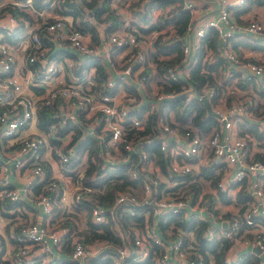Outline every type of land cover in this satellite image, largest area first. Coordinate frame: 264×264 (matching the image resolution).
Listing matches in <instances>:
<instances>
[{"label":"built area","instance_id":"2783aa9c","mask_svg":"<svg viewBox=\"0 0 264 264\" xmlns=\"http://www.w3.org/2000/svg\"><path fill=\"white\" fill-rule=\"evenodd\" d=\"M36 1L45 6L36 8L33 0H0V197L10 202L26 198L43 216V221H28L11 233L10 264H46L59 255L67 228L59 225L61 216L55 218L53 212L55 207L63 206L62 188L58 192L57 179L51 173L48 176L42 161L47 160L43 150L49 153V139L58 140L65 147L53 150L59 169L69 170L67 163L78 158L76 148L66 141L62 143L64 135L55 133L70 114L80 115L79 126L84 129L86 120L96 122L98 133L94 140L99 155H112L115 164L129 161L127 157L131 153L138 155V165L129 168L128 176L141 178L142 197L137 199L130 192L121 191L115 193L110 207H91V222H110L120 243L110 249L102 241L84 243L73 237L69 264H85L86 256L101 250L110 251L107 256L111 264H138L145 260L154 264H214L211 255L205 253L204 257L200 252L192 229H182L173 220L168 228L160 229L159 221L166 214H176L184 222H203L201 238L204 241L218 242V247L228 242L223 257L225 264H233L241 252L255 255L257 264L264 262V230L260 228L264 224V138L260 146L252 134L240 133L236 127L241 119L252 120L257 131L264 135V106L253 116L250 106L254 100L249 92H243L227 105L219 99L212 107L218 125L207 135L188 129L179 133L157 117L154 138L168 158L162 171L139 148L149 136L129 137L124 130L125 126L142 129L147 114L157 111L161 102L176 95H184L186 99L195 96L198 100L212 95V88L197 94L184 83L188 68L183 63L197 48L206 27L215 29L219 41L217 54L235 69L238 78L264 90V57L257 60L238 57L230 47V38L248 32L258 34L264 29L261 21L248 19L241 23L230 16L227 7L241 8L246 0H214L216 14L196 22L192 12L197 0H179L181 8L191 15L182 33L176 34L174 27L167 24L145 37L137 33V37L135 31L120 27L106 34L97 45H91L87 34L71 27L69 15L53 12L54 4L62 0ZM114 1H109L111 6ZM7 5L16 6L28 16L12 14L3 8ZM158 10L148 12V23L162 15ZM10 36L15 38L14 42H10ZM156 39L164 43L179 40L183 54L179 64L167 66L159 74L146 55L155 50ZM114 49L120 53L118 60L112 62L109 53ZM94 62L106 72L97 87L94 86L95 66L91 65ZM63 67L65 71L61 73ZM145 67L149 68L147 74L142 73ZM172 82L180 84L179 91L163 92V85ZM141 102L147 107L142 111ZM54 104L58 120L39 129L37 111ZM32 126L38 130L30 131ZM120 151L126 155L121 157ZM199 167L212 169L210 176L217 175V181L212 184L209 178L202 179L204 183L200 184L197 194L193 191L176 194L179 188L173 186L181 183L176 178L190 169L198 172ZM20 169L25 172L23 181L10 186L9 172ZM74 172L71 203L80 198L77 191L88 190L82 183L83 168L76 166ZM40 182V191L32 195L31 188ZM158 182L162 184L160 188ZM237 193L246 198L244 203H237ZM220 194L228 202L223 203ZM140 205L145 206L141 213L142 226L121 225V217L133 216L135 207ZM253 246L258 253L246 249ZM240 247L245 250L237 252ZM3 252L4 241L0 235V259Z\"/></svg>","mask_w":264,"mask_h":264},{"label":"trees","instance_id":"16d2710c","mask_svg":"<svg viewBox=\"0 0 264 264\" xmlns=\"http://www.w3.org/2000/svg\"><path fill=\"white\" fill-rule=\"evenodd\" d=\"M110 0H62L54 4L53 12L57 15H69L71 18V27L80 30L89 37V42L91 45H97L100 43V36L98 28L101 29L100 33H104V36L111 31L117 30L120 27L126 30L136 31L142 35L149 33L155 29H161L167 24H171L176 30V34L182 33L190 20V13L188 10L182 9L179 0H148L147 7L143 11H139V20H130L123 26V20L119 15H117L114 8L110 5ZM33 4L36 8L45 6V4H38L36 0H33ZM146 4V1H145ZM251 4H262L264 5V0H246L243 7L237 8L231 6L233 15L236 22H244L245 20H237V14L246 11ZM169 7L167 11L166 18L162 15L157 16L155 21L148 23L147 14L153 8L162 9ZM7 9L12 14L21 13L22 15L28 16L26 12L18 10L16 6L7 5L3 7ZM146 23L147 26L142 28L139 23ZM103 36V38H104ZM15 38L10 36V42H14ZM218 36L213 27H206L203 34L198 39V46L186 58V62L183 66L188 68L187 80L184 83L189 84L193 90L200 94L203 89L212 88L213 93L207 98L209 106L215 105L219 99H222L227 105L232 99L240 98L244 93H239L234 88L242 89L249 85L238 78V73L232 67L227 65V62L217 54ZM230 47L232 51L238 56L243 55L237 49L240 45L234 37L229 39ZM250 48H255L257 44H248ZM51 50V49H50ZM147 58L154 65L156 72L159 74L167 66H174L181 62L183 54L181 52L180 41L175 40L169 43H164L156 39L155 50L147 52ZM167 55V58H159L158 56ZM170 55V56H169ZM250 59V58H249ZM252 60V59H250ZM95 66L94 70V80L95 87H97L101 82H103L106 77V72L99 63H92ZM86 66V64H85ZM227 67L229 70H227ZM232 70V71H231ZM149 71L148 67L143 69V74H147ZM227 71H229L228 74ZM180 89V84L177 82H172L170 84H164L162 87L163 92H178ZM253 89L257 93H264V90H260L255 85ZM254 104L250 106L252 111L259 107V103L256 97L252 93ZM139 108L145 110L147 107L141 102ZM57 112L52 107H46L37 111L36 114V125L39 129H43L47 123L56 122L58 120ZM157 117H160L162 121L167 122L170 126L175 127L179 133L183 130L196 129L197 133L208 132L217 127V120L215 115L207 114L206 109L200 100L195 96L186 99L184 95H176L170 99H166L161 102L160 108L155 112H149L145 119V125L142 129H134L125 126V132L129 137H140L147 135L149 137L148 141L140 143L139 148L147 154V158L153 163L159 166L160 171L164 170L165 162L168 159L164 152L159 148L155 134V125ZM237 130L242 132H248L252 134L258 141L259 145L262 146V139L264 135L257 131V125L252 120L241 119L236 124ZM72 130L73 135L71 141L67 144L69 145L72 141L76 140L79 136V130L75 125L68 124L64 122L63 127L58 129L55 133L57 135H63L68 130ZM188 129V130H190ZM192 132V131H191ZM193 133V132H192ZM49 144L52 146V154L56 159L53 152L55 148H60L63 150L65 147L60 145L54 139H49ZM59 144V145H58ZM78 152L81 150L86 151V167L83 168V179L82 183L87 191H77L80 198L71 203L72 212L66 213H55L56 216H61L59 218V225L67 228L63 235L62 244L58 250L59 255L54 256L46 264H69V250L71 246V240L73 237H77L84 243H91L93 241H102L105 245H108L110 249H113L116 245L120 243L119 237L114 233L110 222L104 224H95L90 220V208L93 206H101L103 208L110 207L112 205L114 195L116 192L127 191L134 195L137 199L142 197V191L140 185L142 183L141 178L132 179L128 176L129 168L136 167L138 164V155L136 153H131L127 157L129 161L120 162L115 164V159L110 155L109 157H104L98 154V144L95 143L94 139L91 137H86L81 140L77 145ZM112 154V153H111ZM126 155L124 151H120V156ZM259 156L258 153L254 154ZM72 159V158H71ZM44 168L47 171L48 176L50 175L49 164L42 161ZM59 163V162H58ZM78 160H72L67 163L70 168L66 171V175L70 176L73 180L75 178V167ZM212 169L209 167H201L199 171L195 174L192 169L187 171L185 174L178 176L177 181L181 183L176 184L173 188H179L176 194H185L188 192H194L197 194L200 189V184L204 182L198 181V177L202 179L209 178L210 182L213 184L217 181L218 176H210ZM193 180V181H192ZM42 182L34 185L31 188V194H37L40 191ZM60 185V184H59ZM161 183H157V187H161ZM59 189V188H58ZM210 196V195H208ZM221 201L223 203L228 202L223 198V194H220ZM58 199V196H57ZM237 203L242 204L245 201V197L237 193L236 195ZM19 200L16 202H10L6 198L0 197V216L7 219L5 226V231L7 227L18 220V222L13 226L12 233L18 231L21 224L28 222L25 219L24 214H19L18 211L10 210L18 204ZM145 210V206H136L135 214L133 216L124 215L121 217L120 224L124 227L130 223H134L139 227L142 226V216ZM24 215V216H22ZM176 214H166L162 217L163 221H159V227L161 230L168 228V223L173 220V224L180 226L182 229H192L194 237L199 243V250L206 257V254L212 256L214 264H225L223 257L225 255V250L227 248L228 242H223L218 247V242L215 241H204L201 238V231L205 224L201 221H180L179 216ZM32 221V220H31ZM36 221V220H34ZM43 221V219H42ZM10 242L13 244L11 237ZM222 241V240H221ZM13 251V250H12ZM107 254L110 251H98L92 255H88L84 259L85 264H111ZM0 264H10V260L1 261ZM138 264H154L151 260H145ZM233 264H257V257L251 253H246L236 260Z\"/></svg>","mask_w":264,"mask_h":264},{"label":"crops","instance_id":"0c3cea01","mask_svg":"<svg viewBox=\"0 0 264 264\" xmlns=\"http://www.w3.org/2000/svg\"><path fill=\"white\" fill-rule=\"evenodd\" d=\"M228 1H232V0H228ZM196 4V7H195V10H193L192 12V19L195 18V22L200 19V18H207V17H210L214 14H216L217 12V4L214 0H211V1H208V2H203L201 0H197L195 2ZM112 7L114 8V10L116 11L115 13L117 15H119L121 17V19L123 20V26H125L126 23H128L130 20H134L137 16L136 14L135 17L134 16H130L127 12H123L122 11V7H120L119 3L114 1L112 3ZM231 6H228V12L230 14V16L234 19L235 18V14L234 13L233 15H231L232 11L231 9H229ZM237 20L240 19V21L242 20H248V19H254V20H258V21H261L263 22L264 24V5L262 4H251L249 5V8L240 13V14H237ZM145 23L142 24V22L139 23L140 27L144 28ZM103 26V25H102ZM98 32H99V36H100V40H103V36L101 37L100 35V29L98 28ZM139 35H141V33H139L138 31H136ZM148 33L144 34V37L147 35ZM234 40H236L240 45L237 47V49L241 52V54L246 57V58H250L252 60H257V59H260V58H263L264 57V29L262 32L258 33V34H249L248 33H245L244 35L240 36V37H237L235 38ZM248 44H257V46L255 48H250L249 46H247ZM119 53H120V50L119 49H114L113 51H111L109 53V59L114 62L115 60H118V57L119 56ZM89 64H87L88 66ZM92 65V64H91ZM65 71L64 67L61 71V73H63ZM91 71V69H90ZM238 91V90H237ZM240 92L239 93H243V92H249V93H252L258 103L260 104L259 107L254 111H252V115H256L260 112L261 108L264 106V93H257L254 89H253V85H248L246 86L245 88H242L239 90ZM54 108L56 110V112L58 113L57 111V105L54 104ZM65 122H67L68 124H71V125H75L76 127L81 125L80 123V115H76V114H70V117L67 118L65 120ZM84 128L82 127H77L78 130H79V136L76 140L72 141L69 145H72L74 146L76 149V154H77V159L78 160V163L76 164L77 166L79 164H83V165H86V149L85 150H81L78 152V149H77V145L78 143L83 140L84 138L86 137H91L92 139H94V137H97V133H98V126L96 124V122L94 120H91L89 122V120H86V126H84ZM30 131L32 132H36L38 129L34 126L30 127L29 128ZM64 136L62 137L61 141L62 143H64L65 141L67 143H69L72 139V135H73V132L72 130H68L65 134H63ZM57 142H59V144H61L60 141L56 140ZM95 141V140H94ZM96 143V141H95ZM58 144V145H59ZM48 145H49V153L47 152V150H43V155L44 157H47V160L46 162L49 164V167H50V173L55 176V178L57 179L58 181V184L59 185V189H58V192L60 191V189L62 188V198L60 199V202H61V205H63L62 207H55L54 208V212H53V216L55 218L57 217H60V216H56L55 213L57 212H64V207H67L66 210H70L71 212L73 211L72 210V207H71V198L73 196V193H74V180L66 175V171L68 170H64V169H59V164H58V161L53 157L52 155V146L49 144V141H48ZM85 157V162L83 161ZM53 162L56 163V168L53 169L52 166H53ZM23 174H25L24 170L23 169H20L19 172H9L8 174V178L10 180V183L12 185H17V184H21V182L23 181ZM30 202L26 199V198H22V199H19V202L18 204L13 207L12 209L10 210H14V211H18L19 214H24L22 216L25 217V219H27L28 221H42L43 219V216H41L37 210H35V208L29 204ZM69 207L71 209H69ZM18 222V220L14 223V225ZM6 223H7V219L3 218L0 216V235L2 236L3 238V241H4V252L1 256V261H5V260H10V253H9V250L11 249V246H12V243L10 242V235L12 233V228H13V224L9 225L7 227V231H5V226H6ZM261 229L264 230V224L261 225L260 227ZM245 248L244 247H240L238 250H236L237 252H240V251H244ZM230 252V251H228ZM247 253V252H246ZM245 252H241V256L245 255L246 254ZM263 260V258H261ZM259 264H264V262H261Z\"/></svg>","mask_w":264,"mask_h":264},{"label":"rangeland","instance_id":"374dc122","mask_svg":"<svg viewBox=\"0 0 264 264\" xmlns=\"http://www.w3.org/2000/svg\"><path fill=\"white\" fill-rule=\"evenodd\" d=\"M116 2H118L119 3V5H120V7H122V11L123 12H127L131 17L132 16H134L135 17V15L134 14H136V18L135 19H138L139 20V11L141 12V11H143L144 10V8L145 7H147V5H148V0H115ZM145 1H146V4H145ZM154 9V8H153ZM164 10H167V11H169V7H166V9L165 8H162V9H159L158 10V12H160L159 14H162V16H165L166 14H167V12L166 13H162ZM158 15V14H157ZM133 18V17H132ZM134 19V18H133ZM143 24V23H142ZM101 27V29H103V26L101 25L100 26ZM100 29V28H99ZM101 29H100V32H101ZM104 34V33H103ZM103 34L102 33H100V35H101V37L103 36ZM147 36V35H146ZM170 56V55H169ZM159 58H167L168 56H162V55H159L158 56ZM155 84H158V82H155ZM152 90H155L154 88L152 89ZM220 104H222V103H220ZM210 107V109L212 110V107L213 106H209ZM188 129H190V127L188 128ZM190 131H192V132H196L197 130L195 129H190ZM209 132V131H208ZM204 133H206V135H207V132H204ZM207 137V136H206ZM205 137V138H206ZM83 161L85 162V157H84V159H83ZM78 168L79 167H82V168H85L86 166L85 165H83L82 163L81 164H79L78 166H77ZM52 168L53 169H55L56 168V163L55 162H53V166H52ZM199 168H201V167H199ZM198 168V169H199ZM194 173L196 174L197 172H195L194 171ZM198 181H202L201 180V178H199L198 177ZM67 209V207H64V212H61V213H66V211L67 212H69L70 210H66ZM69 209H71L70 207H69Z\"/></svg>","mask_w":264,"mask_h":264},{"label":"water","instance_id":"95a60500","mask_svg":"<svg viewBox=\"0 0 264 264\" xmlns=\"http://www.w3.org/2000/svg\"><path fill=\"white\" fill-rule=\"evenodd\" d=\"M199 100L201 101V103L203 104L204 108L206 109L207 114L214 115L213 111L209 107V104L207 102V99L204 96H202V97L199 98ZM246 249H250L254 253H258V249L255 246H253V247H247Z\"/></svg>","mask_w":264,"mask_h":264}]
</instances>
